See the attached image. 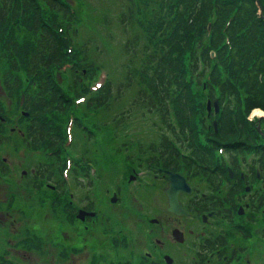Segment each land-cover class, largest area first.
I'll return each mask as SVG.
<instances>
[{
    "label": "rangeland",
    "instance_id": "rangeland-1",
    "mask_svg": "<svg viewBox=\"0 0 264 264\" xmlns=\"http://www.w3.org/2000/svg\"><path fill=\"white\" fill-rule=\"evenodd\" d=\"M66 1L71 5L73 22L67 27L68 31L65 30L67 37L64 59L61 64L52 68L66 94L61 93L64 96V100L62 97L60 99L61 110L54 113L47 111L42 117L44 119L45 116L49 120L52 131L63 134L59 139V148L62 150L59 172L62 176L64 168L68 167L70 186L69 189L64 186L68 190L67 194L63 191L60 197H65L54 202L55 192L49 187L53 186L52 181L41 179V182L34 186L29 173H20L24 168L28 169L40 161L51 163L54 156L51 147H46L44 142L39 147L30 148L26 147L22 138V130L32 114L28 115V111L22 113L21 90L28 92L33 86H19L17 91L14 89L9 92L0 86V129L4 128L0 135H7V138L0 137V264H110V261L117 260L114 245L116 240L122 245L123 251L119 254L126 255L127 258H131L132 254L135 256L133 264H166L165 258L163 259L165 251L176 257L172 264H212L216 253L211 257H206L205 254L206 250L212 247L203 252L200 248L206 244V237L210 239L207 231L213 227V224L209 223L213 216L216 223L231 227L230 245L223 250L230 253L233 248L238 252L234 258L229 259L235 260L232 264H264V183L261 184L258 180L244 182L240 190L242 197L224 207L229 214L218 215V218L216 209L219 207L216 206L215 215L212 212L204 213L203 219L207 217L205 222L200 219V213L196 214L195 206L184 215H177L167 209L163 192L167 180L165 181L159 170L161 182L149 190L135 188L136 185L132 190L124 185L125 182L122 183L124 178L128 179L135 171L138 173V170H144L143 167L147 165L143 163L140 166L138 163L152 156L149 151H144L147 149L142 152L137 150V144L143 148H147L148 144L157 146L159 136L165 131V126L160 122V112L144 109V105H138L137 99L134 98L139 87L136 79L132 77L131 84L126 82L128 68L139 67L141 55L154 51L148 42L152 33L148 28L150 23L151 26L156 23L154 13L157 12L158 0ZM38 5L33 3L35 7L30 11L25 8L26 3L20 2L17 10L23 11L25 8L28 18L33 17L34 11H38L48 20L57 21V14L49 5L42 0H38ZM128 6L132 10L131 15L127 13ZM260 9L258 4V10L262 12ZM12 21L15 20H9V24L13 23ZM208 33V27L206 31L200 28V36L206 37ZM134 34H137L134 49L129 51L125 42L132 40ZM195 37L196 35H193V38ZM173 47L174 45L171 49ZM175 52L176 49L171 51L172 54ZM188 53L187 48L181 49L180 55L187 73ZM0 55H3L1 50ZM69 61L71 65L67 66ZM72 66L78 67L79 80L70 83L73 76L69 70ZM107 75L113 89L118 83H123L111 104L100 108H94L92 105L91 108L85 107L87 100L84 103L81 96L86 99L94 93L96 83L101 82ZM190 80L198 101L197 110L210 117L207 110L214 107L211 104L207 107L209 96L206 99L202 96L206 91L208 76L203 75L202 84H197L194 76ZM261 82L264 84V66ZM212 86L217 90V85ZM247 98L250 100L251 96L247 94ZM63 101L65 102L62 103ZM246 103L247 99L244 104ZM244 104L242 103V106ZM252 104L244 111L246 116L257 118L258 132L264 136V108L262 105ZM254 106L258 108L252 109ZM170 109L174 110L173 105L168 108ZM120 111L123 117L121 120L126 123L121 128L115 124V117L119 116ZM197 115L195 113L196 117ZM81 124L84 125L83 129ZM207 137L208 134L204 137L203 145L209 147L213 163L226 161L230 152L229 148L224 146L226 142L217 139L211 141ZM126 139L129 141V148H124L123 142ZM127 152L136 158L125 157ZM242 154L249 156L246 150L238 153V156L241 157ZM26 163L29 167H24ZM92 167L95 168L94 171ZM180 167L185 170L183 165ZM152 170L151 168L150 172ZM235 175L238 176L239 171ZM75 177L82 179L79 187L77 181H74ZM191 181L198 191L213 192L203 179L192 177ZM88 183L92 190L84 187ZM245 186L248 190H245ZM252 191H255V194L249 199ZM83 194H89L94 201L96 215L86 225L77 226L75 214L80 207L77 204L86 203L84 197H81ZM112 196H116L113 203L109 200ZM244 202H249V206H244L241 215L237 214L238 207L243 206ZM70 203L76 207L75 211L72 209L74 213L68 209L67 204ZM40 204L44 205L41 207ZM55 207H58L57 211ZM103 216H106L107 220L95 225ZM237 222H240V225L237 226ZM245 222L249 227L248 224L243 225ZM33 224L37 225L38 230ZM32 225L34 231L31 230ZM218 226L215 225V231ZM58 231H62L65 239L69 241L68 244H76L77 251H70L74 259H69L65 243L59 245L63 238L56 237ZM114 231L119 238L113 235ZM110 232L112 234L105 238V234ZM75 236H82L83 242L77 243L79 240L75 239ZM157 239L161 243L156 241ZM245 245L247 248L244 251ZM211 260L212 263L209 262ZM124 261L119 264H129Z\"/></svg>",
    "mask_w": 264,
    "mask_h": 264
},
{
    "label": "trees",
    "instance_id": "trees-1",
    "mask_svg": "<svg viewBox=\"0 0 264 264\" xmlns=\"http://www.w3.org/2000/svg\"><path fill=\"white\" fill-rule=\"evenodd\" d=\"M42 1L56 12L57 21L48 20L38 11H34L33 17L28 18L25 8L31 11L35 6H39L38 0H0V50L3 53L0 55V75L4 90L8 92L14 89L17 91L18 83L22 79L25 81L24 88L33 86L28 92L21 90L24 95L22 106L29 109L33 115L30 122L25 125V130L23 129L22 138L26 147H39L43 142L46 147H51L54 161L51 163L40 161L33 166V172L28 169L26 174L31 175L34 186H37L41 179L52 181L53 188L49 187L55 192L54 199H61L65 196L60 197L64 191V182L59 172L62 150L58 142L63 134L52 131L49 120L45 116L43 119L42 115L47 111L54 113L62 109L60 99L62 97L64 100V96L61 93L66 92L61 88L62 85L52 68L64 59L67 37L65 30L68 31L67 27L71 25L73 18L66 0ZM20 2L26 3L23 11L17 10ZM258 4L263 13L259 12ZM131 12V7L128 6L127 13L131 15ZM13 19L15 21L9 24V20ZM154 19L156 23L153 26L150 23L148 28L152 30L148 42L154 51H147L141 55L139 67L128 68L126 82L131 84L132 77L136 79L139 87L134 98L137 99L138 105H144V109L148 111L151 109L159 111L160 122L165 126V131L173 135L171 139L178 141L179 145L186 141V146L191 148L192 153L179 156L173 143L168 141L165 131L159 136L157 146L149 145L143 148L137 144L136 149L139 151L151 149L149 151L152 156L148 158L151 160H143L148 165L157 166L159 162L156 161L162 160V163L166 161L167 167L186 166V172L194 176H204L213 190L218 186L216 176L206 170L212 166V159L208 152L200 151L194 146L197 137L200 134L203 137L208 134L209 140L225 141L229 143L233 153H243L244 150L254 148L260 137L256 126L257 118L246 116L244 109L252 103L262 105L264 108V84L261 82V71L264 66V0H158ZM209 19L210 34L206 38V43L199 33L200 28L206 31V21ZM136 35L131 37L132 40L128 39L125 42L127 50L133 51ZM193 35L196 37L193 38ZM225 36H228V41ZM172 45L174 47L171 49ZM184 47L189 49L188 73L185 72L187 69L180 55ZM211 48L215 51L213 56L210 53ZM173 49H176L175 54L171 53ZM72 67L69 70L73 76L70 83L79 80L78 67ZM205 68L209 71V77L206 81V91L202 96L204 99L209 96L212 104L216 97L219 104L218 111L207 110L210 117L197 110L198 101L190 80L194 76L196 83L202 84ZM212 85H217V90H214ZM122 86L123 83H118L113 89L111 80L106 79L100 89L88 97L85 107L91 108L92 105L94 108H100L111 104L114 95ZM247 94L251 96L250 100ZM246 99L247 103L244 104ZM170 101L175 110V124L170 123L167 118ZM195 113L198 114L197 117ZM115 118V124L119 128L126 125L121 120L123 118L121 111ZM213 118L217 120L216 132L212 126ZM123 144L124 148L130 147L127 139ZM260 144L258 146L264 153V144ZM125 157L132 158L133 155L127 152ZM194 161L198 163L206 161L207 164L198 166ZM24 167H29L28 163ZM74 181H77L79 187L81 182L77 178H74ZM230 186L227 196L220 195L212 199L214 196L208 195V199H212L211 207H219L216 209L217 217L229 214L224 207L231 203L232 195L238 188L235 184ZM84 187L93 189L90 183ZM81 197L86 200V208L94 207V201L89 194H83ZM210 205L201 200L195 207L201 210ZM229 230L224 229V232L214 235L207 242V246L227 247Z\"/></svg>",
    "mask_w": 264,
    "mask_h": 264
},
{
    "label": "water",
    "instance_id": "water-1",
    "mask_svg": "<svg viewBox=\"0 0 264 264\" xmlns=\"http://www.w3.org/2000/svg\"><path fill=\"white\" fill-rule=\"evenodd\" d=\"M171 181L168 186L165 188V192L168 198V208L175 210L176 212H181V205L176 198V193L178 190L179 181L175 176L170 177Z\"/></svg>",
    "mask_w": 264,
    "mask_h": 264
},
{
    "label": "flooded vegetation",
    "instance_id": "flooded-vegetation-1",
    "mask_svg": "<svg viewBox=\"0 0 264 264\" xmlns=\"http://www.w3.org/2000/svg\"><path fill=\"white\" fill-rule=\"evenodd\" d=\"M21 172H22L23 175H24L26 171L23 172V170H22ZM21 172H20V173H21ZM0 173H1V170H0ZM163 177H165V181L168 179L167 176H166L165 174H164ZM181 195H182V193L179 194L180 197H181ZM213 199H215V197H214ZM193 201H194V202H200L201 200H200L197 196H193ZM210 201H211V200H208L205 204H210V203H211ZM226 215H228V214H226ZM214 217H215V216H213L212 219H209V220H210L209 223L213 224V227H212L211 229H208L207 233H209V234H211V235H213V233H214V231H215V225L217 226V223H216ZM200 219L202 220V222H205L206 219H207V217H206V219H203V217L201 216ZM203 224L206 225V223H203ZM206 239H207V237L205 238V240H206ZM208 241H209V240L206 241V244H207ZM215 246H217V245H212V246H209V247H215Z\"/></svg>",
    "mask_w": 264,
    "mask_h": 264
},
{
    "label": "bare ground",
    "instance_id": "bare-ground-1",
    "mask_svg": "<svg viewBox=\"0 0 264 264\" xmlns=\"http://www.w3.org/2000/svg\"><path fill=\"white\" fill-rule=\"evenodd\" d=\"M253 108H254V109H256V108H258V107H257V106H255V107H252V109H253ZM253 112H254V111H253Z\"/></svg>",
    "mask_w": 264,
    "mask_h": 264
}]
</instances>
